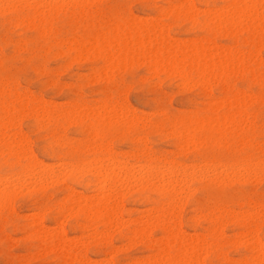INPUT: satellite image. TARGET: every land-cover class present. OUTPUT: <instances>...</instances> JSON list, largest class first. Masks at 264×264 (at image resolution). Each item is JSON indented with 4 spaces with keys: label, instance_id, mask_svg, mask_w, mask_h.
Wrapping results in <instances>:
<instances>
[{
    "label": "rangeland",
    "instance_id": "1",
    "mask_svg": "<svg viewBox=\"0 0 264 264\" xmlns=\"http://www.w3.org/2000/svg\"><path fill=\"white\" fill-rule=\"evenodd\" d=\"M6 1L4 5L0 1V187L13 183L10 187L16 189L12 192L7 184L3 186L12 194L0 204V264H184L186 253L182 252L195 240L205 247L199 250L198 243L195 247L199 248L197 264L263 261L264 169L260 166H264V0H256V14L251 21L243 15L232 16V0H56L51 7L41 0ZM243 1L248 0H242V5ZM148 21L159 29L151 24L149 27ZM152 34L154 41L147 38ZM197 45H201L199 49L205 45L204 53L209 50L202 55ZM218 51L221 57L226 52L229 60L220 61ZM24 54L26 59L22 58ZM176 58L182 60V67ZM202 69H206L204 74L200 73ZM14 143L20 150L25 149L20 152L25 154H21L23 158H14ZM101 156L105 159L100 163ZM107 159H113L115 167L130 166L128 172L133 170L134 176L127 172L118 178L122 184L109 187L111 194H117L107 203L108 209L114 211L108 222L107 213L98 211L102 195L96 191L93 178L98 164L100 169L106 164L111 166ZM171 164L178 168L187 166L184 169L188 168L186 175L189 173L190 178L184 177L187 183L182 188L175 187L181 190L186 186L177 203L168 206L167 197L149 188L157 183L144 169L148 167L151 173L158 165V172L164 175L162 171L167 173L174 166ZM150 165L155 168L152 166L151 170ZM81 166H86L88 172ZM25 168L28 175L22 171ZM40 168H52L54 182L49 177L36 180L42 174ZM33 169H37V177L30 174ZM175 174L176 179L182 178ZM11 176L20 178L19 183ZM5 177L7 181L2 179ZM56 230L62 232L60 237ZM173 231L178 234L175 232L172 238ZM54 233L55 237H51ZM256 242L261 243L262 255L252 249Z\"/></svg>",
    "mask_w": 264,
    "mask_h": 264
},
{
    "label": "bare ground",
    "instance_id": "2",
    "mask_svg": "<svg viewBox=\"0 0 264 264\" xmlns=\"http://www.w3.org/2000/svg\"><path fill=\"white\" fill-rule=\"evenodd\" d=\"M0 1H2V2H0V4L2 3L3 5H4V0H0ZM17 3L18 2H20L19 0L17 1V0H15ZM26 1V0H25ZM35 1V0H34ZM38 1V3H40L39 2V0H37ZM41 1H43L42 3H44L46 6H50L51 7V5L56 1V0H41ZM58 1H61V0H58ZM69 1V0H68ZM181 1V0H180ZM186 1V0H185ZM233 1V5H232V9H233V7H234V13H232V16H240V15H243V16H245L248 20H253V18H254V16H255V14H256V0H245V2L246 3H244V1H243V3L245 4H241V2H242V0H232ZM263 1V0H262ZM5 2L7 3V1L5 0ZM9 2V1H8ZM10 2H12V0L10 1ZM23 2H24V0H23ZM65 2V1H64ZM70 2H71V0H70ZM74 1H72V3H73ZM86 2V1H85ZM92 2V1H91ZM24 3H26V2H24ZM41 3V4H42ZM63 3V2H62ZM66 3H67V1H66ZM66 3H64V5L66 4ZM71 3V4H72ZM88 3V2H87ZM178 3H179V1H178ZM182 3V2H181ZM231 4H232V2H230ZM258 3V2H257ZM2 4H1V6H2ZM8 4H10V3H8ZM22 4V3H21ZM59 4H61V3H59ZM69 5H70V3H68ZM74 4V3H73ZM72 4V5H73ZM75 4H76V6H77V4H78V2H75ZM231 4H230V6H231ZM11 5V4H10ZM14 5H15V3H14ZM36 5H37V2H36ZM39 5V4H38ZM58 5V4H57ZM182 5V4H181ZM241 5H242V7H241ZM0 6V7H1ZM54 6L55 5H53L52 7L54 8ZM13 7V6H12ZM45 7V6H44ZM56 7V6H55ZM62 7H63V5H62ZM173 6H171L170 7V9L172 8ZM184 7V6H183ZM191 7V6H190ZM226 7H228V5L226 6ZM226 7H225V9H226ZM58 8H61V7H58ZM178 8V7H177ZM189 8V7H188ZM260 8H261V6H260ZM8 9H9V7H8ZM11 9V8H10ZM19 9H20V7H19ZM47 9V8H46ZM57 9V8H56ZM187 9V8H186ZM186 9H185V11H186ZM211 9H213V8H211ZM258 9V8H257ZM0 10L2 11V8H0ZM42 10V9H41ZM168 10V12H169V8L167 9ZM184 10V9H183ZM182 10V11H183ZM215 10V9H214ZM213 10V11H214ZM219 10L221 11V9L219 8ZM229 10H230V8H229ZM53 11H54V9H53ZM56 11V10H55ZM197 11H198V9H197ZM201 11H203V10H201ZM259 11V10H258ZM46 12V11H45ZM215 12H216V10H215ZM225 13V12H224ZM230 13V12H229ZM259 13V12H258ZM45 14V13H44ZM231 14V13H230ZM50 15H52V14H50ZM225 15V14H224ZM228 15V14H227ZM212 16V15H211ZM136 17V16H135ZM213 18H215V19H217V17H214V16H212ZM137 18H139V17H137ZM159 18V17H158ZM207 18V17H206ZM244 18V17H243ZM245 18V19H246ZM133 19V18H132ZM148 19V18H147ZM246 19V20H247ZM25 20V19H24ZM136 20V19H135ZM140 20V19H139ZM156 20H157V18H156ZM210 20V19H209ZM247 20V21H248ZM144 21H145V19H144ZM216 21H218V19L216 20ZM222 21V20H221ZM225 21H227V19L225 20ZM228 21H230V19L228 20ZM227 21V22H228ZM239 21V20H238ZM244 21V20H243ZM27 22V21H26ZM130 22V21H129ZM133 22V21H132ZM131 22V23H132ZM136 22V21H135ZM134 22V23H135ZM141 22V21H140ZM157 22V21H156ZM231 22V21H230ZM138 23V22H137ZM142 23V22H141ZM140 23V24H141ZM145 23V22H144ZM148 23H149V27H150V22L148 21ZM218 23V22H217ZM220 23V22H219ZM223 23V22H222ZM160 24V23H159ZM203 23H201V25H202ZM246 25H247V23H246ZM151 26H154L153 24H151ZM30 27V26H29ZM154 27H156V26H154ZM226 27V26H225ZM243 27V26H242ZM157 29H159L158 27H156ZM161 28V27H160ZM154 29V28H153ZM153 29L151 28V30L153 31ZM95 31V30H94ZM121 31V30H120ZM158 31V30H157ZM164 31V30H163ZM229 31V30H228ZM46 32V31H45ZM161 32H162V30H161ZM147 33H149V32H147ZM164 33V32H163ZM112 34V33H111ZM125 34V33H124ZM150 34H151V31H150ZM160 34V33H159ZM162 34V33H161ZM136 35V34H135ZM144 35H146L145 33H144ZM165 35H166V33H165ZM113 36V35H112ZM120 36V35H119ZM152 36H153V34L152 35H147V38L150 40V37H151V39H152ZM160 36V35H159ZM167 36V35H166ZM166 36H164V39L166 40V38L168 37H166ZM111 37V36H110ZM116 37V36H115ZM114 36H113V38H115ZM121 37V36H120ZM135 37H137V35L136 36H134V39H135ZM163 37V36H162ZM146 38V37H145ZM156 38V37H155ZM90 39V38H89ZM125 39H126V36H125ZM174 39V38H173ZM127 40V39H126ZM136 40V39H135ZM147 40V39H146ZM145 40V41H146ZM153 40V39H152ZM162 40V39H161ZM169 40V39H168ZM167 40V41H168ZM72 41V40H71ZM89 41V40H88ZM87 41V42H88ZM129 41H130V38H129ZM151 41V40H150ZM154 41V40H153ZM160 41V40H159ZM158 41V38H157V42H159ZM93 42V41H92ZM141 42H142V40H141ZM156 42V41H155ZM190 42H192L191 41V39H190ZM123 43H124V41H123ZM144 43V42H143ZM154 43V42H153ZM174 42H172L171 44H172V46L174 45L173 44ZM211 43V42H210ZM80 44V43H79ZM100 44V43H99ZM109 44V43H108ZM107 44V45H108ZM112 44V43H111ZM136 44V43H135ZM146 44H147V42H146ZM205 44V43H204ZM214 44V43H213ZM76 45V44H75ZM81 45V44H80ZM90 45V44H89ZM88 45V46H89ZM92 45V44H91ZM133 45H134V43H133ZM85 46V45H84ZM104 46V45H103ZM116 46V45H115ZM129 46H130V44H129ZM137 46H139V44L137 45ZM145 46V45H144ZM155 46H156V43H155ZM158 46H159V44H158ZM164 46V45H163ZM165 46H166V41H165ZM199 46H201V45H197V47H198V51L199 50H201L202 51V55H204V54H206V52L209 50V49H207V51L204 53V51L205 50H203L202 48H204L205 49V45L204 46H202V48L200 47V49H199ZM93 47V46H92ZM149 47V46H148ZM154 47V46H153ZM166 47H168V46H166ZM165 47V48H166ZM170 47H171V45H170ZM175 47V46H174ZM179 47V46H178ZM191 47V46H190ZM193 47V46H192ZM191 47V48H192ZM209 47V46H208ZM210 47H211V45H210ZM222 46H220V48H221ZM101 48V47H100ZM115 48V47H114ZM132 48V47H131ZM131 48H130V50H131ZM188 48H189V46H188ZM207 48V47H206ZM224 48V47H223ZM233 48V47H232ZM82 49V48H81ZM111 49H113V48H111ZM124 49H125V47H124ZM126 49H127V46H126ZM129 49V48H128ZM135 49V48H134ZM167 49V48H166ZM170 49V48H169ZM173 49V48H172ZM180 49H181V47H180ZM187 49V48H186ZM185 49V50H186ZM193 49V48H192ZM211 49H213V52H214V47L212 48L211 47ZM216 49V48H215ZM129 50V51H130ZM149 50H150V48H149ZM196 50H197V48H196ZM225 50H227L226 49V47H225ZM224 50V51H225ZM236 50V49H235ZM84 51V50H83ZM103 51V50H102ZM115 51H116V53H117V50L115 49ZM164 51H165V49H164ZM167 51H168V49H167ZM188 51V50H187ZM190 51H191V49H190ZM220 51V50H219ZM218 51V55H219V52ZM223 50H221V52H222ZM223 51V52H224ZM145 52H147V50L145 51ZM171 51H169V53H170ZM200 52V51H199ZM94 53H95V51H94ZM122 53H123V50H122ZM130 53V52H129ZM138 53V52H137ZM143 53V52H142ZM148 53V52H147ZM151 53V52H150ZM172 53V52H171ZM174 53V52H173ZM187 53V52H186ZM215 53V52H214ZM226 53V52H225ZM225 53H223L222 55V57H221V53H220V57H221V60L220 61H222L223 60V62H224V59H225V61L226 60H229V55H224ZM230 53V49H229V51H228V54ZM232 53H233V51H232ZM250 53H251V51H250ZM77 54H78V52H77ZM84 54V53H83ZM93 54V53H92ZM104 54V53H103ZM126 54H127V52H126ZM141 54V53H140ZM155 54V53H154ZM216 54V53H215ZM227 54V53H226ZM117 55V54H116ZM170 55V54H169ZM173 55V54H172ZM182 55V54H181ZM189 55H190V53H189ZM198 55V54H197ZM230 55H231V53H230ZM238 55V54H237ZM237 55H235V56H237ZM251 55H252V53H251ZM137 56H139V53H138V55ZM136 56V57H137ZM150 56V58H151V55H149ZM209 56V55H208ZM216 56V55H215ZM232 56H233V54H232ZM240 56H241V54H240ZM245 56V55H244ZM259 56V55H258ZM78 57V56H77ZM95 57V56H94ZM109 57V55L107 56V58ZM119 57H121V55L119 56ZM134 57V56H133ZM171 57V56H170ZM169 57V58H170ZM177 57V56H176ZM180 57V56H179ZM238 57V56H237ZM256 57H257V55H256ZM106 58V57H105ZM116 58L118 59V57L116 56ZM122 58V57H121ZM129 58V57H128ZM132 58V57H131ZM158 58V57H157ZM166 58H167V55H166ZM248 58V57H247ZM255 58V57H254ZM135 59V58H134ZM164 60H165V58H163ZM177 59V58H176ZM187 60H190V57H188V58H186ZM259 59V58H258ZM159 59H157V61H158ZM178 60V59H177ZM177 60H176V62H177ZM185 60V59H184ZM201 60V59H200ZM249 60V59H248ZM130 61V59L128 60V62ZM171 61V60H170ZM169 61V62H170ZM182 61V60H181ZM180 61V62H181ZM196 61H197V59H196ZM214 61V60H213ZM215 61H216V59H215ZM219 61V60H218ZM237 61V60H236ZM121 62H123V60H121ZM167 62V61H166ZM166 62H164V64L166 63ZM175 62V63H176ZM180 62H179V60H178V63L180 64ZM199 62H202V61H198V63ZM222 62V63H223ZM227 62V61H226ZM233 62H235V61H233ZM260 62V61H259ZM177 63V64H178ZM182 63V62H181ZM186 63H187V61H186ZM204 63V66H205V62H203ZM203 63H200V65L202 64V66H203ZM232 63V62H231ZM236 63V62H235ZM263 63V62H262ZM123 64V63H122ZM129 64H130V62H129ZM159 64V63H158ZM216 64H217V61H216ZM228 64H230V63H228ZM227 63H225V65H228ZM114 65V64H113ZM121 65V64H120ZM166 65H168V64H166ZM188 65V64H187ZM218 65V64H217ZM224 65V66H225ZM235 65V67H236V64H234ZM257 65H258V60H257ZM263 65V64H262ZM111 66V65H110ZM163 66V65H162ZM173 66V65H172ZM180 66H181V64H180ZM191 66H192V64H191ZM232 66H233V64H232ZM164 67V66H163ZM168 67H169V65H168ZM168 67H166V69H168ZM182 67V66H181ZM194 67V66H193ZM207 67V66H206ZM212 67V66H211ZM222 67H223V65H222ZM228 67H230V65L228 66ZM240 67V66H239ZM120 68V67H119ZM160 68V67H159ZM162 68V67H161ZM179 68V67H178ZM204 68V67H203ZM226 68H227V66H226ZM238 68V67H237ZM245 68V67H244ZM123 69V68H122ZM206 69H208V67L206 68ZM206 69H202L201 70V74H204V72H205V70ZM221 69V68H220ZM225 69V68H224ZM234 69H236V68H234ZM233 69V70H234ZM103 70V69H102ZM199 70H200V68H199ZM219 70V69H218ZM159 71V70H158ZM224 71V70H223ZM226 71V70H225ZM232 71V70H231ZM231 71H229V73L231 72ZM152 72V71H151ZM162 72V71H161ZM211 72V71H210ZM209 72V73H210ZM220 72V71H219ZM228 72V71H227ZM238 72V71H237ZM174 73V72H173ZM181 73H183V72H181ZM180 73V74H181ZM153 74V73H152ZM178 74V73H177ZM208 74V73H207ZM101 75V74H100ZM157 75V74H156ZM171 75V74H170ZM184 75V74H183ZM152 75H150V77H151ZM180 76H182V74L180 75ZM214 77V76H213ZM149 78V77H148ZM183 78V77H182ZM89 79V78H88ZM204 79V78H203ZM93 80V79H92ZM185 81H186V79H184ZM184 80H182V81H184ZM188 81V80H187ZM203 81V80H202ZM198 82H199V80H198ZM184 83V82H183ZM64 85V84H63ZM179 85H180V83H179ZM183 88V87H182ZM126 92V91H125ZM119 93V92H118ZM121 93H122V91H121ZM124 93V92H123ZM120 94V93H119ZM124 94H126V93H124ZM29 95V94H28ZM122 96H124V95H122ZM18 97V96H17ZM27 97V96H26ZM35 97V96H34ZM32 98V97H31ZM39 98V97H38ZM41 99V98H40ZM116 99V98H115ZM222 99H224V98H222ZM107 100V99H106ZM112 100V99H111ZM225 100V99H224ZM238 100H239V98H238ZM53 102V101H52ZM113 102V101H112ZM111 102V103H112ZM241 102V101H240ZM109 103V102H108ZM117 103V102H116ZM119 103V102H118ZM122 103V102H121ZM223 103V102H222ZM100 104V103H99ZM103 104V103H102ZM101 104V105H102ZM52 105V104H51ZM107 105V104H106ZM31 106V105H30ZM90 106H92V105H90ZM99 106V105H98ZM108 106V105H107ZM25 107V106H24ZM36 107V106H35ZM88 108H89V106H87ZM122 107H123V105H122ZM43 108L44 107H42V109L41 110H43ZM46 108V107H45ZM84 108V107H83ZM91 108V107H90ZM130 108V107H129ZM11 109V108H10ZM78 110H79V108H77ZM8 110V109H7ZM70 110V109H69ZM75 110H76V108H75ZM123 110V109H122ZM136 110V109H135ZM35 111V110H34ZM44 111V110H43ZM62 111V110H61ZM80 111V110H79ZM89 111V110H88ZM91 111V110H90ZM109 111V110H108ZM124 111V110H123ZM132 111H134V110H131V112ZM41 112V111H40ZM75 112V111H74ZM92 113H93V111H91ZM96 112H98V110L96 111ZM102 112V111H101ZM120 112V111H119ZM157 112V111H156ZM87 113V112H86ZM113 113H115V112H113ZM124 113V112H123ZM41 114V113H40ZM45 114V113H44ZM63 114H64V111H63ZM77 114V113H76ZM79 114V113H78ZM95 114V113H94ZM103 114V113H102ZM118 114V113H117ZM52 115H53V113H52ZM80 115V114H79ZM91 114H89V116H90ZM112 115H114V114H112ZM70 116V115H69ZM73 116V115H72ZM78 116V115H77ZM76 116V117H77ZM88 116V117H89ZM102 116V115H101ZM132 116V115H131ZM84 117H86V116H84ZM92 117V116H91ZM90 117V118H91ZM95 117V116H94ZM106 117V116H105ZM108 117V116H107ZM139 117V116H138ZM227 117V116H226ZM44 118V117H43ZM78 118V117H77ZM103 118V117H102ZM128 118V117H127ZM134 118H135V116H134ZM144 118V117H143ZM142 118V119H143ZM231 118V117H230ZM75 119V118H74ZM84 119V118H83ZM110 119V118H109ZM107 120V119H106ZM105 120V121H106ZM134 120V119H133ZM136 120V119H135ZM205 121L207 120V119H204ZM225 120V119H224ZM243 120V119H242ZM45 121V120H44ZM71 121V120H70ZM88 121V120H87ZM95 121V120H94ZM93 121V122H94ZM100 121V120H99ZM199 121V124L201 123L200 122V119L198 120ZM220 121V120H219ZM101 122V121H100ZM111 122V121H110ZM217 122V121H216ZM215 122V123H216ZM44 123V122H43ZM87 123V122H86ZM198 123V122H197ZM206 123H208V122H206ZM210 123V122H209ZM212 123V122H211ZM214 123V124H215ZM226 123V122H225ZM36 124V123H35ZM89 124V123H88ZM140 124V123H139ZM218 124V123H217ZM250 125V124H249ZM192 126V125H191ZM206 126H208V125H206ZM222 126V125H221ZM43 127V126H42ZM194 126H192V128H193ZM36 128V127H35ZM129 128V127H128ZM209 128V127H208ZM225 128V127H224ZM184 132V131H183ZM182 133V132H181ZM1 134V133H0ZM183 134V133H182ZM2 135V134H1ZM4 135V134H3ZM91 135V134H90ZM181 135V134H180ZM185 135V134H184ZM184 135H183V139H185L184 138ZM6 136V135H5ZM17 136V135H16ZM89 136V135H88ZM92 136V135H91ZM182 136V135H181ZM1 137V136H0ZM4 137V136H3ZM18 137V136H17ZM21 137V136H20ZM85 137V136H84ZM83 137V138H84ZM170 137H172V136H170ZM201 137H203L202 135H201ZM87 138V137H86ZM92 138V137H91ZM190 138H191V136H190ZM18 139V138H17ZM192 139V138H191ZM190 139V140H191ZM13 140V139H12ZM16 140V139H15ZM22 140H24L23 138H22ZM186 140V139H185ZM189 139H187V141H188ZM11 141V140H10ZM19 141V140H18ZM25 141V140H24ZM24 141H22V143H23V145L25 144L24 143ZM75 141V140H74ZM192 141V140H191ZM200 141V140H199ZM13 142H14V140L11 142L12 143V145H13ZM21 142V141H20ZM26 142V141H25ZM31 142V141H30ZM44 142V141H43ZM197 141H196V138H195V143H196ZM7 143V142H6ZM16 143V142H15ZM14 143V146H16V144ZM27 144H29L28 142H26ZM134 143V142H133ZM181 143H183V140L181 141ZM184 143H187L186 141L184 142ZM188 143H190V142H188ZM2 144V143H1ZM10 144V143H9ZM8 143L6 144L7 146L9 145ZM18 144H19V142H18ZM179 144V143H178ZM193 143L191 142V145H192ZM197 145H199L200 143H196ZM3 145V144H2ZM58 146H59V144H57ZM90 145V144H89ZM185 146H186V144H184ZM10 146H11V144H10ZM20 146H21V144H20ZM85 146V145H84ZM146 146V145H145ZM175 146V145H174ZM178 146V145H177ZM188 146V145H187ZM12 147V146H11ZM179 147H180V145H179ZM183 148H184V146H182ZM189 147H191V146H189ZM14 148V147H13ZM65 148H66V146H65ZM71 148V147H70ZM86 148V147H85ZM188 148V147H187ZM264 148V147H263ZM21 148L20 147H18V145L14 148V153L13 154H15V155H17L16 157L14 156V158H23L24 156H22L21 157V154H20V152H22L23 150H25V149H23L22 148V150H20ZM73 149V148H72ZM88 149V148H87ZM101 149V148H100ZM108 149H110V148H108ZM190 149V148H189ZM192 149H193V147H192ZM257 149V148H256ZM30 150V149H29ZM89 150H90V148H89ZM93 150V149H92ZM150 150V149H149ZM79 151V150H78ZM91 151V150H90ZM105 151H106V149H105ZM104 151V152H105ZM181 151H183V150H181ZM185 151H187V149L185 150ZM26 151H24L23 153H25ZM130 152V151H129ZM144 152V151H143ZM106 153V152H105ZM114 153V152H113ZM26 154H27V152H26ZM107 154V153H106ZM109 154V153H108ZM123 154V153H122ZM22 155H25V154H22ZM127 155V154H126ZM111 156V155H110ZM114 156V155H113ZM26 157V156H25ZM126 157V156H125ZM135 157V156H134ZM28 158V157H27ZM26 158V159H27ZM92 158H93V156H92ZM95 158V157H94ZM92 159V160H95V159ZM106 158H108V157H106ZM111 158V157H110ZM131 158V157H130ZM263 158V157H262ZM30 159V158H29ZM32 159V158H31ZM35 159V158H34ZM91 159V158H90ZM96 159H97V161H98V158L96 157ZM99 159L101 160V159H105V158H102V156H101V158L99 157ZM138 159V158H137ZM108 160V159H107ZM116 160V159H115ZM165 160V159H164ZM171 160V159H170ZM257 160H259V159H257ZM31 161V160H30ZM88 161V160H87ZM108 161H111V163H109L111 166H107V164H106V166H101V169H100V165L98 164V169H99V171H98V169L96 170L95 168H93L94 170H96V171H94V174H93V172H91L93 175H94V179H95V188H96V191L99 193V195H102L101 196V198L99 199V205L101 206V210L100 209H98V211H103V214H104V211H105V215H106V213H107V215H106V222H108V220L110 219H112V217H113V212L114 211H112V210H109L108 208V205H107V203H108V201L109 202H111L110 201V199H112L114 196H115V198H116V194H117V192L115 193L114 192V195L113 194H111L112 193V190H110V186H112L113 185V187L115 186V184L117 183V182H120L121 184L123 183V182H121L122 180H120L121 179V177L120 176H122V175H126L127 174V172H128V169H131V168H128V167H130V166H128V167H126V166H121L120 164V167H115L114 165H112L113 163H112V161H114L113 159L111 160H108ZM118 161H120V160H118ZM117 161V162H118ZM122 161V160H121ZM163 161V160H162ZM173 161V160H172ZM60 162V161H59ZM83 162H84V160H83ZM94 162V161H93ZM101 162H103L102 160L100 161V163ZM115 162V161H114ZM254 162V161H253ZM32 163V162H31ZM80 164H82V162H79ZM126 163V162H125ZM132 163V162H131ZM173 163V162H172ZM201 163V162H200ZM204 163V162H203ZM246 163V162H245ZM245 163H243V164H245ZM252 163V162H251ZM25 164V163H24ZM42 164V163H41ZM74 164V163H73ZM72 164V165H73ZM92 164V166H93V163H91ZM94 164H96L95 162H94ZM103 164V163H102ZM118 163H115V165H117ZM130 164V163H129ZM169 164H170V161H169ZM175 164V163H174ZM173 164V165H174ZM214 164V163H213ZM212 164V165H213ZM220 164V163H219ZM233 164V163H232ZM239 164V163H238ZM241 164V163H240ZM249 164V163H248ZM263 164V163H262ZM26 165V164H25ZM29 165V164H28ZM31 165V164H30ZM34 165H35V162H34ZM44 165H45V163H44ZM44 165H43V167H44ZM48 165V164H47ZM66 165V164H65ZM75 165V164H74ZM138 165V164H137ZM156 165V164H155ZM155 165H150L151 167V170H152V166L154 167ZM172 164L170 165V166H173ZM210 165V164H209ZM227 165V164H226ZM231 165V164H230ZM261 165V164H260ZM260 165H258V167L260 166ZM36 166H38V165H36ZM58 166V165H57ZM70 166H71V164H70ZM95 166V165H94ZM113 166V167H112ZM145 166H147V165H145ZM149 166V165H148ZM162 166V165H161ZM180 166V165H179ZM183 166V165H182ZM182 166H180V167H182ZM208 166V165H207ZM222 166V165H221ZM235 166H236V164H235ZM241 166V165H240ZM246 165H244V167H245ZM23 167V166H22ZM39 167V166H38ZM42 167V166H41ZM47 167V166H46ZM45 167V168H46ZM56 167V166H55ZM68 167V166H67ZM73 167H75V166H73ZM76 167H78L77 165H76ZM81 167H83V166H81ZM84 167H86V166H84ZM83 167V168H84ZM141 167V166H140ZM158 167H160V166H158L157 165V170H153V172L151 171V173H150V170H149V172L147 171V169H149L148 167H147V169H144L145 170V172L148 174V176L149 177H153L152 178V180L154 179L155 180V182L158 184H155L154 182H153V185L151 184V186L149 185V188L150 187H153L154 188V190H157V192L158 193H160V194H162L163 196L162 197H167V203L165 202V204L166 205H168V206H172V205H174L175 203H177V202H175V201H177V198H178V196L181 194V193H183V191L182 190H184L185 189V187H184V189H179V190H175V187H177V186H179L180 188H182L187 182H186V180H184V177H187L188 175H189V173L186 175V172H188L187 170H188V168L185 170L184 168H186V167H184V168H178V166L177 167H175V165L173 166V167H170V168H168L169 169V171H168V169L166 170V171H168L167 173L164 171H162V173H165L164 175H162V174H160V170H159V168ZM169 167V166H168ZM190 167V166H189ZM210 167V166H209ZM225 167H227V166H225ZM237 167H238V165H237ZM236 167V168H237ZM256 167V166H255ZM254 167V168H255ZM261 168L263 167V169H264V166H260ZM87 168V167H86ZM85 168V169H86ZM155 168V167H154ZM167 168V167H166ZM176 168H178V169H176ZM193 168V167H192ZM197 168H198V166H197ZM205 168H206V166H205ZM228 168H229V166H228ZM231 168V167H230ZM233 168V167H232ZM239 168V167H238ZM237 168V169H238ZM251 168V167H250ZM26 169V170H25ZM24 170H22L23 172H25L26 171V174L29 172V171H27V168H25ZM41 170H42V168H40ZM47 169H48V167H47ZM47 169H43L42 171H39L40 173H42L40 176H38V175H36V173H37V171H35V170H37V169H33V170H31L30 172V174L31 175H36V177L38 176L39 177V179H37V178H35L36 180H43V179H45V178H50V180H52L51 178V176H52V174H54V172L52 173V168H50L51 169V171L50 170H47ZM58 169V168H57ZM56 169V170H57ZM70 169H75V168H70ZM82 169V168H81ZM85 169H84V171H85ZM176 169V172H173L174 170ZM190 169H191V167H190ZM199 169V168H198ZM212 170L211 171H213L214 173H215V171H214V169L213 168H211ZM221 169V168H220ZM248 168H246V170H247ZM69 170V169H68ZM83 170V169H82ZM88 170V168L86 169V171ZM140 170H141V168H140ZM158 170L160 171V172H158ZM162 170V169H161ZM165 170V169H164ZM173 170V171H172ZM194 170V169H193ZM224 170H225V168H224ZM242 170H244L243 168H242ZM253 170H255V169H253ZM260 170V169H259ZM77 171V170H76ZM129 171H133V170H129ZM136 171L137 170H135V173H136ZM210 171V170H209ZM210 171V172H211ZM221 171H223V169L221 170ZM240 171V170H239ZM263 171V170H262ZM23 172H19L20 173V175H21V173H23ZM34 172V174H32ZM78 172H79V169H78V171H77V174H78ZM88 172V171H87ZM89 172V173H90ZM131 172H128V173H131ZM190 172V171H189ZM201 172V171H200ZM204 171H202V173H203ZM213 172H211V174H213ZM220 171L218 170V173H219ZM252 172V171H251ZM254 172V171H253ZM252 172V173H253ZM256 172L258 173V170H256ZM256 172H254V173H256ZM18 173V172H17ZM16 173V174H17ZM59 173H60V171H59ZM58 173V174H59ZM81 173V172H80ZM134 173V174H135ZM142 173H143V171H142ZM141 173V174H142ZM145 173V174H146ZM175 173H179V175H178V177H179V179L180 180H178V179H176V174ZM192 173V171L190 172V174ZM195 173V172H194ZM198 173V172H197ZM201 173V174H202ZM247 173V172H246ZM250 173V172H249ZM24 174V173H23ZM22 174V175H23ZM25 174V176H27ZM29 174V175H30ZM39 174V173H38ZM82 174V173H81ZM120 174V175H119ZM147 174H146V177H147ZM216 174V173H215ZM232 174H234V173H232ZM238 174V173H237ZM239 174H240V172H239ZM264 174V173H263ZM15 175V174H14ZM19 175V174H18ZM20 175H19V177H20ZM55 175V174H54ZM53 175V176H54ZM130 175H132L133 176V173H131ZM144 175V174H143ZM181 175V176H180ZM192 175H193V173H192ZM204 175H206V177L208 176L207 174H204ZM218 175H220V174H218ZM244 175V174H243ZM5 176V175H4ZM58 176V175H57ZM63 176V175H62ZM132 176H130V177H132ZM174 176H175V179H174ZM191 176V175H190ZM227 176V175H226ZM226 176H224V177H226ZM251 176V175H250ZM261 176V175H260ZM12 177V176H11ZM11 177H7L8 178V181H9V179L11 178ZM14 177H16V176H13L12 178L13 179H16L17 180V178H14ZM23 177V176H22ZM22 177H21V179H22ZM33 177V176H32ZM54 177H56V176H54ZM58 177H60V176H58ZM82 177V176H81ZM189 177V176H188ZM187 177V178H188ZM200 177H202V176H200ZM199 176H198V180L199 179H201ZM209 177V176H208ZM224 177H223V179H224ZM238 177V176H237ZM240 177V176H239ZM253 177H255V176H253ZM29 178V177H28ZM34 178V177H33ZM57 178V177H56ZM61 178H63V177H61ZM118 178H120V179H118ZM132 178H134V176L132 177ZM190 178V177H189ZM192 178H194L193 176H192ZM196 179H197V177H195ZM194 178V179H195ZM205 178V176L203 177V179ZM212 178H214V177H212ZM216 178V177H215ZM234 178V177H233ZM240 178H242V177H240ZM1 179V178H0ZM3 180H5V181H7V179H6V177L5 178H2ZM32 179V178H31ZM30 179V180H31ZM34 179V180H35ZM55 179V178H54ZM147 179V178H146ZM208 179V178H207ZM217 179V178H216ZM235 179H236V177H235ZM244 179H245V177H244ZM255 179V178H254ZM2 180V181H3ZM11 180V179H10ZM19 180H20V178H19ZM19 180H17V182L19 183ZM23 180H24V178H23ZM33 180V179H32ZM36 180H35V182H36ZM59 180V179H58ZM57 179H55V181L57 182L58 181ZM125 180H127V179H125ZM130 181H131V179H129ZM135 180V179H134ZM139 180V179H138ZM150 180V179H149ZM193 180V179H192ZM221 180V179H220ZM236 180H238V179H236ZM246 180V179H245ZM15 181V180H14ZM26 181H28L27 179H26ZM53 181V180H52ZM52 181H51V183H52ZM61 181V180H60ZM124 181V180H123ZM128 181V180H127ZM132 181H133V179H132ZM136 181V180H135ZM134 181V182H135ZM187 181H190V180H187ZM197 181V180H196ZM222 181V180H221ZM229 181V180H228ZM232 181H234V180H232ZM11 182V181H10ZM22 182H24V181H22ZM28 182H30V181H28ZM39 182V181H38ZM38 182H37V185H39L38 184ZM50 182V181H49ZM54 182V181H53ZM138 182V181H137ZM215 182V181H214ZM239 182V181H238ZM245 182V181H244ZM14 183H16V181L14 182ZM21 183V182H20ZM26 182H24L23 184H25ZM32 184H33V182H31ZM40 183H43V182H40ZM119 183V184H120ZM240 183V182H239ZM1 184H3V183H1ZM7 183H5V185H6ZM13 183H11V185H12ZM17 184V183H16ZM90 184V183H89ZM5 185H2L1 187H0V204H2L5 200L7 201V197L10 195V193H11V189H12V187H10L11 185H9V184H7L8 186H9V188H11L10 190H8V188H3V186H5ZM18 186V185H17ZM22 186V185H21ZM39 186H41V184L39 185ZM38 186V187H39ZM126 186V185H125ZM125 186H123L122 188L124 189L125 188ZM128 186V185H127ZM138 186V185H137ZM142 186V185H141ZM144 186H145V184H144ZM143 186V187H144ZM146 186H147V184H146ZM5 187H7V186H5ZM27 187V186H26ZM29 187H30V185H29ZM34 187H35V185H34ZM37 187V186H36ZM37 187V188H38ZM43 187V186H42ZM112 187V188H113ZM142 187V188H143ZM94 188V189H95ZM138 188H139V186H138ZM148 188V187H147ZM152 188V189H153ZM14 190L16 189V188H13ZM13 189H12V192H13ZM20 189V188H19ZM33 189V188H32ZM36 189V188H35ZM39 189H41V188H39ZM114 189V188H113ZM134 189V188H133ZM22 190V189H21ZM27 190V189H26ZM30 190V189H29ZM28 190V191H29ZM92 190V189H91ZM129 190V189H128ZM127 190V191H128ZM139 190H140V188H139ZM190 189H188L187 191H189ZM193 190H194V188H193ZM95 191V190H94ZM118 191V190H117ZM131 191V190H130ZM134 191V190H133ZM182 191V192H181ZM17 192V191H16ZM22 192V191H21ZM72 192V191H71ZM70 192V193H71ZM110 192V193H109ZM125 192V191H124ZM181 192V193H180ZM20 192H18V194H19ZM91 193V192H90ZM125 193H127V192H125ZM124 193V194H125ZM193 193V192H192ZM12 194V193H11ZM72 194H73V192H72ZM185 194V193H184ZM75 195H77V194H75ZM119 195V194H118ZM121 195H123V194H121ZM204 195V194H203ZM19 196V195H18ZM87 196V195H86ZM88 196H91V194L90 195H88ZM94 196H97L96 195V192H95V195ZM183 196V195H182ZM66 197V196H65ZM81 197V196H80ZM93 197V196H92ZM119 197V196H118ZM161 197V198H162ZM13 198V197H12ZM73 198V197H72ZM76 198H77V196H76ZM81 198H83V196L81 197ZM90 198V197H89ZM95 198V201H96V198L97 197H94ZM15 199V198H14ZM119 199V198H118ZM10 200H11V198H10ZM91 200V199H90ZM76 201V199L74 200V202ZM82 201V200H81ZM183 201V200H182ZM11 202V201H10ZM73 202V203H74ZM77 202V201H76ZM79 202V201H78ZM89 202H91V201H89ZM117 202V201H116ZM81 203H83V202H81ZM196 203V202H195ZM212 203V202H211ZM75 204V203H74ZM77 204V203H76ZM86 204V203H85ZM88 204V203H87ZM87 204H86V206H87ZM90 204V203H89ZM93 204H94V202H93ZM182 204H183V202H182ZM194 204V203H193ZM253 204H255L254 202H253ZM252 204V205H253ZM164 205V204H163ZM165 205V206H166ZM181 205V204H180ZM6 206V205H5ZM76 206H78V205H76ZM90 206V205H89ZM155 206V205H154ZM254 206V205H253ZM262 206V205H261ZM1 207H3V206H1ZM114 207V206H113ZM153 207V206H152ZM158 207V206H157ZM175 207H177V209H178V207L180 208V206H179V204L177 205V206H175ZM238 207V206H237ZM11 208V207H10ZM81 208V207H80ZM85 208V207H84ZM149 208H151V207H149ZM163 207H161V209L160 210H162L163 211V209H162ZM167 209L169 208V207H166ZM256 208L258 209V207L256 206ZM1 209V208H0ZM77 209V208H76ZM86 209V208H85ZM111 209V208H110ZM170 209H172V208H170ZM65 210V209H64ZM96 211H97V209H95ZM149 210V209H148ZM152 210V209H151ZM154 210H155V207H154ZM190 210V209H189ZM225 210V209H224ZM230 210V209H229ZM250 210H252V208L250 209ZM70 211V210H69ZM81 211V210H80ZM168 211V210H167ZM171 211V210H170ZM236 211H238V210H236ZM118 212V211H117ZM149 212H150V210H149ZM164 212V211H163ZM165 212H166V209H165ZM208 212V211H207ZM217 212V211H216ZM233 212V211H232ZM235 212V211H234ZM43 213H45V212H43ZM58 213V212H57ZM88 213V212H87ZM90 213V212H89ZM153 213V212H152ZM211 213V212H210ZM226 213H228V210H227V212ZM229 213H230V211H229ZM228 213V214H229ZM241 213V212H240ZM242 213H243V211H242ZM241 213V214H242ZM245 213V212H244ZM243 213V214H244ZM248 213V212H247ZM252 213V212H251ZM250 213V214H251ZM39 214V213H38ZM74 214V213H73ZM149 214V213H148ZM166 214V213H165ZM171 214H172V212H171ZM232 214V213H231ZM234 214V213H233ZM240 214V215H241ZM246 214V213H245ZM36 215V214H35ZM115 215H116V213H115ZM172 215H174V214H172ZM216 215V214H215ZM217 215H219V214H217ZM239 215V214H238ZM248 215V214H247ZM256 215V214H255ZM29 216V215H28ZM39 216V215H38ZM40 216H41V214H40ZM175 216V215H174ZM195 216V215H194ZM244 216V215H243ZM251 216V215H250ZM254 216V215H253ZM252 216V217H253ZM259 216V215H258ZM27 217V216H26ZM33 217V216H32ZM116 217V216H115ZM210 217V216H209ZM219 217V216H218ZM227 217V216H226ZM230 217H231V215H230ZM229 217V218H230ZM235 217V216H234ZM238 218L239 217H241V216H237ZM247 217V216H246ZM249 217V216H248ZM251 217V218H252ZM255 217H257V216H255ZM263 217H264V215H263ZM41 218V217H40ZM63 218V217H62ZM93 218V217H92ZM177 218V217H176ZM228 218V217H227ZM233 218V217H232ZM231 218V219H232ZM241 218H244V217H241ZM36 219H37V217H36ZM63 219H65V217L63 218ZM94 219V218H93ZM198 219V218H197ZM231 219H230V221H231ZM235 219V218H234ZM261 219V218H260ZM1 220H3V219H1ZM96 220V219H95ZM109 220V221H110ZM193 220H194V218H193ZM213 220H215V219H213ZM36 222H37V220H35ZM38 221H39V219H38ZM190 221V220H189ZM192 221V220H191ZM205 221V220H204ZM207 221V220H206ZM229 221V222H230ZM35 222V223H36ZM30 223V222H29ZM101 223V222H100ZM119 223V222H118ZM174 223V222H173ZM172 223V224H173ZM179 223V222H178ZM217 223V222H216ZM219 223V222H218ZM242 223V222H241ZM31 224V223H30ZM39 224V223H38ZM108 224V223H107ZM13 225V224H12ZM59 226H60V223L58 224ZM95 225V224H94ZM175 225V224H174ZM174 225H173V227H174ZM177 225V224H176ZM179 225V224H178ZM220 225V224H219ZM164 226V225H163ZM168 226V225H167ZM199 226V225H198ZM217 226V225H216ZM42 227V226H41ZM78 227V226H77ZM85 227V226H84ZM142 227V226H141ZM172 227V226H171ZM170 227V228H171ZM218 227H220V226H218ZM53 228H55V227H53ZM58 229H59V227H57ZM90 228V227H89ZM105 228V227H104ZM109 228V227H108ZM145 228V227H144ZM163 228H167L166 230H168V227H162L161 226V229L163 230ZM176 229H177V227H175ZM175 228H174V230H175ZM179 228V227H178ZM191 228V227H190ZM211 228H213V227H211ZM34 229V228H33ZM40 229V228H39ZM61 229V228H60ZM38 230V229H37ZM42 230V229H41ZM51 230V229H50ZM93 230V229H92ZM215 230V229H214ZM218 230V229H217ZM216 230V231H217ZM55 231V230H54ZM60 231V230H59ZM100 231V230H99ZM102 231V230H101ZM169 231V230H168ZM180 231H182V230H180ZM46 232V231H45ZM44 232V233H45ZM56 232H57V230H56ZM93 232V231H92ZM138 232V231H137ZM172 232V231H171ZM176 232V234H178L177 232L178 231H175ZM174 231H173V233H172V238H173V234L175 233ZM210 232H212L213 233V231H211L210 230ZM44 233H42V235L44 234ZM47 233V232H46ZM58 233V232H57ZM56 233V234H57ZM62 233V232H61ZM61 233H58L57 234V237H60L59 236V234H61ZM95 233V232H94ZM93 233V234H94ZM169 234H170V232H168ZM167 233V234H168ZM218 233H219V231H218ZM167 234H166V237H167ZM184 234V233H183ZM171 235V234H170ZM170 235H168L169 236V239H171L170 237ZM179 235H180V233H179ZM47 236V235H46ZM51 237H55V233H54V236H53V234L52 235H50ZM94 237H95V234L93 235ZM97 236V235H96ZM249 236V235H248ZM44 237V236H43ZM175 237V236H174ZM176 237H177V239H178V235H176ZM183 237V236H182ZM212 237V236H211ZM241 237V236H240ZM251 237H252V234H251ZM33 238V237H32ZM45 238V237H44ZM43 238V239H44ZM93 238V237H92ZM192 238V237H191ZM194 238V237H193ZM201 238H203V237H201ZM58 239V238H57ZM61 239V238H60ZM63 239V238H62ZM61 239V240H62ZM68 239V238H67ZM176 239V240H177ZM128 240V239H127ZM162 240V239H161ZM200 240H202V239H200ZM204 240V239H203ZM250 240V239H249ZM256 240V239H255ZM73 241V240H72ZM164 241V240H163ZM181 241V240H180ZM205 241V240H204ZM236 241V240H235ZM257 241V240H256ZM74 242V241H73ZM76 242V241H75ZM127 242V241H126ZM167 242H172V241H167ZM200 242V241H199ZM203 242V241H202ZM245 242H246V240H245ZM244 242V243H245ZM248 242V241H247ZM259 242V241H258ZM156 243V242H155ZM173 243V242H172ZM197 243H198V241H194V242H191L190 241V244L189 245H187V247L185 248L186 249V252H182V253H186V259H184L185 261H184V264H197V262H196V260L198 259L196 256V251L199 249V250H201V248H203V244H200V245H202V247L199 245V243H198V249L196 248L195 249V247L197 246ZM205 243H206V241H205ZM210 243V242H209ZM257 243V242H256ZM254 244V246H253V244H252V246H253V250H257L258 251V253H259V255L261 254V246H260V244L259 243H257V244ZM74 244V243H73ZM163 244V243H162ZM170 244V243H169ZM187 244V243H186ZM160 245V244H159ZM244 245V244H243ZM67 246V245H66ZM127 246V245H126ZM149 246V245H148ZM205 246H207V244H205ZM165 247H166V245H165ZM177 247V246H176ZM249 247V246H248ZM261 247V248H260ZM178 248V247H177ZM203 249H205V247L203 248ZM182 250V249H181ZM184 250V249H183ZM211 250V249H210ZM245 250V249H244ZM110 251V250H109ZM252 251V250H251ZM199 252V251H198ZM201 252V251H200ZM250 252V251H249ZM162 253V252H161ZM165 254H167V251L165 250V252H164ZM180 253V252H179ZM257 254V253H256ZM255 254V255H256ZM162 255V254H161ZM181 255V254H180ZM207 255V254H206ZM262 255V254H261ZM70 256V255H69ZM86 256V255H85ZM163 256V255H162ZM166 256V255H165ZM254 256V255H253ZM78 257H80V256H78ZM158 257V256H157ZM156 257V258H157ZM183 257V256H182ZM182 257H180V258H182ZM198 257H199V255H198ZM256 257V256H255ZM258 257V256H257ZM260 257V256H259ZM72 258V257H71ZM184 258V257H183ZM182 258V259H183ZM164 259V258H163ZM181 259V260H182ZM252 259V258H251ZM259 259V258H258ZM256 260V259H254L255 260V263H258L259 262V260ZM262 259V258H261ZM260 259V260H261ZM65 260V259H64ZM69 260V259H68ZM86 260H89V259H85V262H86ZM145 260V259H144ZM143 260V261H144ZM150 260V259H149ZM152 260V259H151ZM175 260V259H174ZM263 260V259H262ZM82 262H83V260H81ZM153 261V260H152ZM156 261V260H155ZM159 261V260H158ZM167 261H169V260H167ZM198 261V260H197ZM253 261V260H252ZM257 261V262H256ZM264 261V260H263ZM263 261H260L259 262V264H262V262ZM165 262V261H164ZM182 262V261H181ZM200 262V261H199ZM198 262V263H199ZM243 263V262H242ZM264 263V262H263ZM90 264V263H89Z\"/></svg>",
    "mask_w": 264,
    "mask_h": 264
},
{
    "label": "snow or ice",
    "instance_id": "3",
    "mask_svg": "<svg viewBox=\"0 0 264 264\" xmlns=\"http://www.w3.org/2000/svg\"><path fill=\"white\" fill-rule=\"evenodd\" d=\"M5 7H11L10 5H5ZM92 7H96V6H92ZM100 7H103V5H101ZM23 59H26L27 58V54H24L22 56Z\"/></svg>",
    "mask_w": 264,
    "mask_h": 264
}]
</instances>
